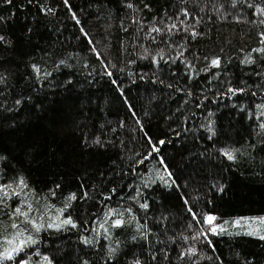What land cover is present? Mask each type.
Segmentation results:
<instances>
[{
	"label": "trees",
	"instance_id": "1",
	"mask_svg": "<svg viewBox=\"0 0 264 264\" xmlns=\"http://www.w3.org/2000/svg\"><path fill=\"white\" fill-rule=\"evenodd\" d=\"M0 36L4 264H264L204 219L264 217V0H0Z\"/></svg>",
	"mask_w": 264,
	"mask_h": 264
},
{
	"label": "rangeland",
	"instance_id": "2",
	"mask_svg": "<svg viewBox=\"0 0 264 264\" xmlns=\"http://www.w3.org/2000/svg\"><path fill=\"white\" fill-rule=\"evenodd\" d=\"M27 187H23L19 185V183L12 185V189H14L15 194H19L20 190L24 191H29V186L24 181ZM29 206L31 207V211H29ZM36 204H32L31 202H28L26 204V208L28 210H24V212H29V217L31 221H35L36 224H38V220H42L45 218H49L50 216H53V223L54 224H60L63 220L70 218L73 221V224H75L74 220L71 217H64L62 216V213L58 211H54L48 207L45 206H38ZM42 213H45V215H42ZM209 215V214H207ZM206 215V216H207ZM211 215H214L211 213ZM261 218L264 217H253V218H233V219H226L218 223H213V226H217V232L216 233H223V234H231V235H239V234H244V235H249L247 233L249 232H257L259 235H250L254 237H260L261 235H264V220H261ZM52 221V219H50ZM237 221H240V223H237ZM15 222H13L14 224ZM18 228H13L12 226L7 228L8 234L4 236V238H0V251H3L4 248L9 247L7 241L12 240L13 237L15 236V233L19 229H24L23 226L19 225V223H15ZM28 235L24 232V235L22 238H26ZM34 239V238H33ZM32 245H26L25 248L30 249ZM24 248V249H25ZM36 250H29L26 253V256L21 259V261H27L28 264H35L32 263L31 261H28L29 256L32 255L33 252ZM20 261V262H21ZM36 264H53V261L50 259L49 256L47 255H41L40 257H35Z\"/></svg>",
	"mask_w": 264,
	"mask_h": 264
},
{
	"label": "snow or ice",
	"instance_id": "3",
	"mask_svg": "<svg viewBox=\"0 0 264 264\" xmlns=\"http://www.w3.org/2000/svg\"><path fill=\"white\" fill-rule=\"evenodd\" d=\"M8 2L10 3L11 0H8ZM154 31H158V29H154ZM4 38L2 36H0V40H3ZM259 51H262L264 52V49H260ZM212 63L214 65H218L219 64V60H213ZM110 75V73H109ZM230 91H233L230 89ZM239 91H243L242 89L239 90ZM99 142V141H97ZM160 144H164L165 142L163 140L159 141ZM153 150L155 152H159V148H156L155 146H153ZM224 155L229 159V160H234L235 159V156L232 152H225ZM170 175V173H169ZM19 185L23 186V187H27V185L25 184L23 178H21L19 180ZM9 185H5V186H0V195H3L5 197H7L9 195L8 191L6 189H8ZM15 190L13 189V192ZM69 199L71 200H74L76 199V196L75 194H72ZM0 203H3L2 200H0ZM141 207L143 208H147L148 205L147 204H143L141 205ZM29 211H31V207L29 206ZM61 212H63L64 210L61 209L60 210ZM15 214L17 215H22L24 216L26 219L28 218V215H29V212H22L21 211V208L17 207L15 209ZM205 219V222L209 225H212L213 222L217 219L214 215H207L204 217ZM261 220H264V218H261ZM32 223H34L35 225V229L37 232H39L43 227H44V224L43 223H39V224H36L35 221H31ZM123 221L120 220V219H117L115 220L114 224L115 226H120L122 225ZM237 223H240V221H237ZM73 225V227H75V225L73 224V221L68 218V219H65L61 222V224H53V223H49L47 225L48 228H52V227H56V228H60L62 225ZM12 227L13 228H18V226L14 223L12 224ZM210 231L212 233H216L217 232V226H213L210 228ZM249 235H259V233L257 232H249L247 233ZM24 235V230L23 229H19L16 233H15V236L13 237L12 240H8L7 243L9 245V247H6L3 249V251H0V264H4L5 261H9V260H12L14 261L15 260V257L16 255H18L20 252L24 251V248L26 245H32V244H36L37 241L35 239H33V237L31 235H28L26 238H22ZM260 239H264V235H261L259 237ZM87 242V241H86ZM20 264H28V262L25 260V261H21ZM137 264H139V262H137Z\"/></svg>",
	"mask_w": 264,
	"mask_h": 264
}]
</instances>
